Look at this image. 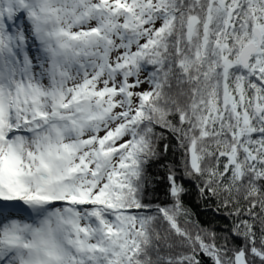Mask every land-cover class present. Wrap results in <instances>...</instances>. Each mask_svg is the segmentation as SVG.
Masks as SVG:
<instances>
[{
	"label": "snow or ice",
	"instance_id": "snow-or-ice-1",
	"mask_svg": "<svg viewBox=\"0 0 264 264\" xmlns=\"http://www.w3.org/2000/svg\"><path fill=\"white\" fill-rule=\"evenodd\" d=\"M0 264H264V0H0Z\"/></svg>",
	"mask_w": 264,
	"mask_h": 264
},
{
	"label": "trees",
	"instance_id": "trees-1",
	"mask_svg": "<svg viewBox=\"0 0 264 264\" xmlns=\"http://www.w3.org/2000/svg\"><path fill=\"white\" fill-rule=\"evenodd\" d=\"M175 142L173 141V144ZM178 157H174L172 151L170 150L167 154L168 162H174L177 160ZM186 186L189 188V194L185 197V203L188 205L194 213H196V218L199 219L202 223L207 224L209 221L213 223H219L213 220V213L210 210H206L203 205L197 199V192L195 187L190 183H186ZM153 199H157V202L163 201L165 199V189L163 186L157 188L156 192L154 193Z\"/></svg>",
	"mask_w": 264,
	"mask_h": 264
}]
</instances>
